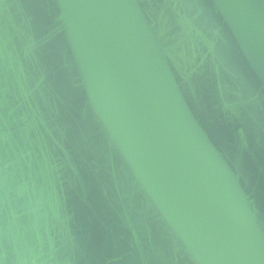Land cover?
<instances>
[{
  "label": "water",
  "instance_id": "95a60500",
  "mask_svg": "<svg viewBox=\"0 0 264 264\" xmlns=\"http://www.w3.org/2000/svg\"><path fill=\"white\" fill-rule=\"evenodd\" d=\"M0 264H264V0H0Z\"/></svg>",
  "mask_w": 264,
  "mask_h": 264
}]
</instances>
